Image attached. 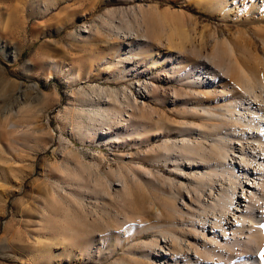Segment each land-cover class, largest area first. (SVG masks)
<instances>
[{
    "label": "rangeland",
    "instance_id": "obj_1",
    "mask_svg": "<svg viewBox=\"0 0 264 264\" xmlns=\"http://www.w3.org/2000/svg\"><path fill=\"white\" fill-rule=\"evenodd\" d=\"M229 5L224 16L216 0H0V264H145L143 244L157 237L147 227L179 190L170 181H183L159 148L181 142L204 109L222 113L231 99L222 84L193 85L197 67H213L205 57L228 41L238 75L264 73V0ZM126 24L140 35L131 52ZM145 90L133 102L145 127L132 140L122 132L98 143L72 131L109 93L134 100ZM120 173L130 176V192L118 200ZM82 180L89 189L73 186ZM67 223L75 233L66 234Z\"/></svg>",
    "mask_w": 264,
    "mask_h": 264
},
{
    "label": "bare ground",
    "instance_id": "obj_2",
    "mask_svg": "<svg viewBox=\"0 0 264 264\" xmlns=\"http://www.w3.org/2000/svg\"><path fill=\"white\" fill-rule=\"evenodd\" d=\"M230 1L216 0L224 16L230 12ZM139 16H135L137 25L141 21ZM113 25V21L102 20V26L108 29L113 30ZM127 27L123 37L129 47L126 50L131 52L137 46L139 40L136 39L140 35L135 27ZM115 28L120 34L122 26ZM231 45L228 41L217 44L215 53L205 57L214 66L207 70L197 67L196 77L191 80L193 85L199 87L211 83L222 84L221 96L231 98L220 107L222 113L204 109L201 125L186 127L184 130L190 132L181 142L168 141L159 148L183 181L177 183L168 180L179 190L171 192L169 197L172 202L164 204L163 211L157 209L159 222L147 227L157 237L150 243H142L147 248L142 254L145 264H264L260 259V254L264 252V73L262 77L255 78L240 69L238 75V69L234 66L238 62L235 59L236 50ZM120 52L122 56L127 55ZM152 65L158 67V60H152ZM120 72L127 73L126 67ZM223 79L226 80L224 83ZM144 93L147 95L138 92L139 97H134V100L125 92L120 96L116 91L109 93L105 102L93 105V113H80L82 122H78L77 118L73 120L72 131L85 138L91 136L98 143L109 144L117 140V134L122 132L132 140L131 137L135 135L131 132L138 133L141 127H145L139 120L145 117L139 116L140 108L133 104L150 95L149 91L145 90ZM82 123L84 126H81ZM150 123L152 120L146 122L149 127ZM81 127L86 129L81 131ZM190 134L196 135L195 141L191 140ZM118 176L121 190L114 191L116 194L113 198L119 200L121 193L130 192V176L122 173ZM105 184L107 191H112L111 182L106 181ZM75 185L83 190L89 189L85 180L75 182ZM106 193V190H102L98 199L105 197ZM184 193L190 195L192 204L187 203ZM72 201L79 206L83 203L77 195H73ZM67 213L72 221V211ZM122 220L123 225L132 226L130 231L136 227L128 218ZM68 228L70 225L66 234L71 231Z\"/></svg>",
    "mask_w": 264,
    "mask_h": 264
},
{
    "label": "snow or ice",
    "instance_id": "obj_3",
    "mask_svg": "<svg viewBox=\"0 0 264 264\" xmlns=\"http://www.w3.org/2000/svg\"><path fill=\"white\" fill-rule=\"evenodd\" d=\"M260 259H261V261H264V252H262V253L260 254Z\"/></svg>",
    "mask_w": 264,
    "mask_h": 264
}]
</instances>
